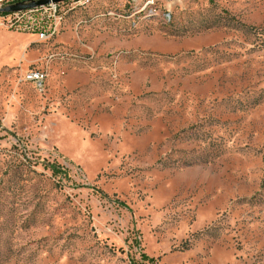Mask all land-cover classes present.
<instances>
[{
  "label": "rangeland",
  "instance_id": "obj_1",
  "mask_svg": "<svg viewBox=\"0 0 264 264\" xmlns=\"http://www.w3.org/2000/svg\"><path fill=\"white\" fill-rule=\"evenodd\" d=\"M56 9L0 13V264H264V0Z\"/></svg>",
  "mask_w": 264,
  "mask_h": 264
},
{
  "label": "built area",
  "instance_id": "obj_2",
  "mask_svg": "<svg viewBox=\"0 0 264 264\" xmlns=\"http://www.w3.org/2000/svg\"><path fill=\"white\" fill-rule=\"evenodd\" d=\"M58 6L59 4H48L23 12L7 14L6 17L10 25H15L24 31L37 33L39 40L44 41L51 38L56 32V26L60 20L56 9ZM37 15H39L38 18H36ZM45 79L46 75L41 71H28L24 74L22 81L33 84L40 91L44 88Z\"/></svg>",
  "mask_w": 264,
  "mask_h": 264
},
{
  "label": "water",
  "instance_id": "obj_3",
  "mask_svg": "<svg viewBox=\"0 0 264 264\" xmlns=\"http://www.w3.org/2000/svg\"><path fill=\"white\" fill-rule=\"evenodd\" d=\"M70 0H25L17 1L8 6L0 8V13H18L26 10L35 9L48 4H61Z\"/></svg>",
  "mask_w": 264,
  "mask_h": 264
},
{
  "label": "trees",
  "instance_id": "obj_4",
  "mask_svg": "<svg viewBox=\"0 0 264 264\" xmlns=\"http://www.w3.org/2000/svg\"><path fill=\"white\" fill-rule=\"evenodd\" d=\"M7 14L6 13H3V16H6Z\"/></svg>",
  "mask_w": 264,
  "mask_h": 264
}]
</instances>
